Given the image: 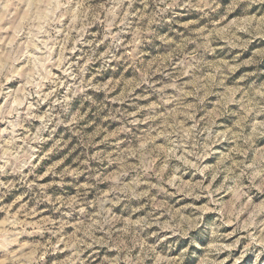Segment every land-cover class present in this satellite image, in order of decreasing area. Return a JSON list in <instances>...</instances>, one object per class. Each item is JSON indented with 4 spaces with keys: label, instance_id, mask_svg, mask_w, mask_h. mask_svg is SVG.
Segmentation results:
<instances>
[{
    "label": "rangeland",
    "instance_id": "1",
    "mask_svg": "<svg viewBox=\"0 0 264 264\" xmlns=\"http://www.w3.org/2000/svg\"><path fill=\"white\" fill-rule=\"evenodd\" d=\"M7 2L0 66L17 45L25 56L5 85L26 114L15 137L0 94V165H17L0 171V243L16 234V264H264V190L246 187L253 177L226 193L221 171L264 159V0H174L163 16L159 0H123L107 17L108 0H58L52 31L33 22L30 0ZM80 69L90 87L69 91ZM197 185L217 204L184 194ZM193 212L226 219L222 235L194 230L199 248L172 236ZM129 239L137 247L121 261Z\"/></svg>",
    "mask_w": 264,
    "mask_h": 264
},
{
    "label": "clouds",
    "instance_id": "2",
    "mask_svg": "<svg viewBox=\"0 0 264 264\" xmlns=\"http://www.w3.org/2000/svg\"><path fill=\"white\" fill-rule=\"evenodd\" d=\"M123 0H108L109 7L104 9L106 17L114 15L115 10L120 8L121 3ZM258 0H249L248 7L251 8L255 3H257ZM162 5V6H161ZM30 6L33 9V22L36 23H43L46 24L49 31H52L55 27L56 16L55 12L59 7L58 0L57 3L53 4L52 0H30ZM179 5L175 4L174 0L173 3H169L168 0H159V4L157 5V10L155 15L157 16H163L164 13L168 12L170 8L178 7ZM188 6V5H184ZM0 8H2L5 11L6 19L8 21V26L11 25L13 20V14L8 13L9 4L7 0H0ZM173 15H176L174 13ZM115 22V21H113ZM0 31H7V27H4L0 29ZM117 44L119 41L116 42ZM16 53H19V55H16ZM111 59L115 60L117 57L111 56ZM13 59L14 62L10 63L9 61L5 60L3 65L0 66V94H2L5 97V103L7 107L4 109L5 113V123L9 124L10 127L8 129H5V131H11L13 133V137L16 135V129L19 127H22L21 118L25 117L26 114L22 112L19 105L16 109L11 108V101L15 97L16 93L12 92L11 90H6L5 85L7 84L8 80L11 77H14L17 74L15 64L16 62L22 61L25 59L24 51L22 48V45H17L14 53H13ZM47 60V58H46ZM69 68H71V65H69ZM80 76H79V82H76L72 85H68V90L72 91L73 89L77 90H85L90 85L83 80V69L79 70ZM39 75V73H37ZM30 81L32 79L31 76L27 77ZM42 80H48L47 76L41 77ZM49 86L52 88H58L61 87L60 81L53 78L49 82ZM24 87H27V85H24ZM39 84H36L33 89H30L28 92V95L31 97H35L38 94ZM73 95H75V92L73 91ZM86 99L91 100V97H86ZM57 103H62L61 101L57 100ZM33 103L39 105L38 100H33ZM27 107H30V105H27ZM11 117V118H9ZM245 147L247 146V141H244ZM31 147V145H29ZM203 147V146H202ZM255 151L254 149L252 150ZM16 158L10 157L4 160L3 164L0 165V171H3V169L7 168L9 164L13 165V168H16ZM197 161L199 162V157H197ZM31 163V159H29L23 166L20 167V170H23V167L28 166ZM186 163V162H185ZM207 170L206 165H202L197 169V171L203 175L205 171ZM224 173V179L229 181V186H226L225 192H230L232 190L231 186L234 185H244V181L250 178L255 177V179H251V182L246 186L249 190H251L254 187H257V180L259 181V185L264 190V159H254L249 164L242 165L239 169L232 168L231 166L226 167L225 169H222ZM257 173H259V176H257ZM217 175V171L213 170L211 172V176L213 179H215ZM7 187V185H5ZM196 188L200 189L198 193H195V190H186L185 195L186 196H193L194 199H197L199 195H206L209 198V204L216 205L217 201L220 200V197L216 195V189H213L211 191H208L207 188H205L203 185H197ZM192 216L193 219H188L184 215H180L177 217L175 221L172 222L170 226V231L172 236H176L178 238H187V244L190 248H199L200 244L196 238L195 235H191L194 230L200 229L201 232L207 231L208 229H212L213 235L221 236L220 229L228 223L226 219L223 217H218L217 220H219V223L216 222V220L210 221V222H204L202 214L193 212ZM155 222V221H152ZM152 222H145L144 227H149L150 223ZM104 224L109 225L107 231L108 233H111L113 229L111 228V220L105 217ZM251 235V234H250ZM106 239L111 240V235L106 236ZM161 242L164 240H168L169 236L165 235L162 236ZM16 241V234L10 233L7 234L4 238V243H0V252H3L5 255L2 259H0V264H16L17 260L20 259L19 256H17L14 252L9 251L10 246ZM99 242V241H95ZM253 242L256 241V238L253 237ZM114 243V242H113ZM129 249H124L123 254L119 258L121 261H128L131 259L130 257V250L131 248L137 247V243L131 239H129ZM234 244L230 245H224L221 247H217L215 249V252L224 251L225 248H231L234 247ZM133 264H138V259L133 260ZM220 264H223L221 261Z\"/></svg>",
    "mask_w": 264,
    "mask_h": 264
}]
</instances>
